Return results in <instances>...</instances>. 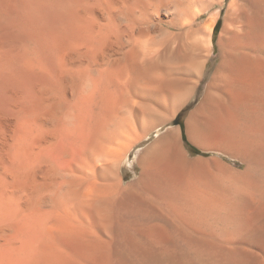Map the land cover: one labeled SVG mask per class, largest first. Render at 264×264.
Listing matches in <instances>:
<instances>
[{"label": "bare ground", "instance_id": "1", "mask_svg": "<svg viewBox=\"0 0 264 264\" xmlns=\"http://www.w3.org/2000/svg\"><path fill=\"white\" fill-rule=\"evenodd\" d=\"M224 2L0 0V264H264V0L217 53Z\"/></svg>", "mask_w": 264, "mask_h": 264}, {"label": "rangeland", "instance_id": "2", "mask_svg": "<svg viewBox=\"0 0 264 264\" xmlns=\"http://www.w3.org/2000/svg\"><path fill=\"white\" fill-rule=\"evenodd\" d=\"M230 2H231V0H225L223 6H219V5L215 6V9H217V10L222 8V15L219 18L218 23L216 25V28H217V26H219V28H218V30L215 28V31H214V35H215L214 36L215 37L214 48L217 49V53L219 52V49H220L219 44H218L219 36H220V33L222 32L224 25H225L226 14L229 10ZM206 17H207V15L202 17L200 19V21H202ZM217 65H218V56L212 57L210 60V63L208 64L206 74H205L204 78L200 81V83L198 84V88H197L194 96L192 98H190L188 103L183 108H181L179 110V112L176 115L175 120L171 124L163 127L160 130V133H162L164 130L166 131L167 129H169L170 127H173V126H182L183 130H185L186 120L189 117V115L191 114V112L200 104V102L204 98V96L206 94L207 87L210 83L211 77H212ZM156 136H157V132H154L149 137V139L145 140L140 146H138L137 148H135L133 150V152L130 154L129 160L123 164V174L125 175L126 182L129 180L135 179V177H137L138 174L140 173V169H139V166L137 164V159H136V152L138 151V149L143 148V147L147 146L149 143H151L155 139ZM184 144H185L187 151H189L188 156L191 159H194L196 157H200V155L209 156V157L215 156V157H218V158L226 161L231 166L237 167V165L235 164V161L230 160L223 155L213 153V152H206V151L201 150L199 147H197L195 144H193L187 138L186 135L184 137Z\"/></svg>", "mask_w": 264, "mask_h": 264}, {"label": "trees", "instance_id": "3", "mask_svg": "<svg viewBox=\"0 0 264 264\" xmlns=\"http://www.w3.org/2000/svg\"><path fill=\"white\" fill-rule=\"evenodd\" d=\"M218 28H219V26H217V28H216V29L218 30Z\"/></svg>", "mask_w": 264, "mask_h": 264}]
</instances>
